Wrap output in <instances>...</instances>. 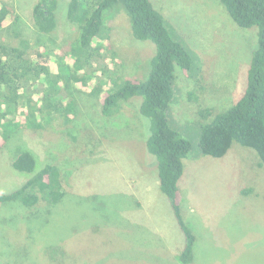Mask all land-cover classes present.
<instances>
[{
    "label": "rangeland",
    "instance_id": "1",
    "mask_svg": "<svg viewBox=\"0 0 264 264\" xmlns=\"http://www.w3.org/2000/svg\"><path fill=\"white\" fill-rule=\"evenodd\" d=\"M0 1L19 16L0 29L1 43L25 40L31 53L39 49L59 62L69 60L80 31L68 18L70 0H57L50 33L41 32L33 18L40 0ZM151 1L195 61L190 74L176 67L167 112L171 127L192 144L179 201L196 235L193 259H180L186 237L160 188L158 160L147 147L151 120L140 112L141 97L123 101L111 116L102 113L104 94L113 85L148 78L156 51L150 40L133 36L127 13L114 9L104 18L109 38L101 41L114 57L108 72L97 71L93 79L102 82L103 92L76 83L72 99L68 83L59 79L62 93L52 97H70L64 102L70 120L60 115L48 122L38 113L41 129H18L20 113L11 108L18 134L0 149V190L12 192L28 179L13 167L9 152L23 142L43 162L59 167L64 194L30 208L20 201L0 203V264H264V164L257 151L234 142L225 156L215 158L199 147L201 123L211 120L199 110L224 111L244 94L259 27H240L218 0ZM24 87L36 103L48 91L41 80ZM69 128L79 131L76 138L67 134Z\"/></svg>",
    "mask_w": 264,
    "mask_h": 264
},
{
    "label": "trees",
    "instance_id": "2",
    "mask_svg": "<svg viewBox=\"0 0 264 264\" xmlns=\"http://www.w3.org/2000/svg\"><path fill=\"white\" fill-rule=\"evenodd\" d=\"M218 1L240 27H259L258 48L251 59L244 94L224 111L217 112L212 108L199 110L203 119H211L201 123L200 152L221 158L228 153L234 142H238L256 150L261 159L260 164L263 165L264 0ZM56 8L57 0H40L35 5L33 18L41 32L50 33L54 30ZM114 9H123L129 17L133 36L138 40H150L155 44L156 51L151 59L148 78L141 81L126 80L117 89L113 85L104 94L102 113L111 116L119 111L123 101L141 97L140 112L151 120L147 147L158 160L160 188L169 198L185 234L186 243L180 259L188 263L194 257L196 235L186 224L182 214L179 183L185 172L184 159L190 156L192 144L171 127L167 112L174 98L176 67L190 74L195 71V61L192 53L179 39L178 32L169 25L162 9H157L151 0H70L68 18L78 23L80 31L76 41L78 43L66 55L69 56L68 61L60 59L59 62V57L54 58L39 49L31 53L25 40H20L17 45L0 42V149L7 147V141L10 139L11 142L17 136L20 126L43 128L44 122L42 118L39 119V114L48 122L60 115L68 120L71 110L64 102L70 97H52L60 89L62 93V87L58 89L59 79L68 83L65 89L69 92L67 96L70 95L72 99L71 91L75 89L76 83H81L88 91L91 88L93 93L103 92L102 82L94 83L93 79L96 78L97 71L108 72V63L114 57V53H110L101 42L109 38L110 28L105 24V15ZM18 19L15 10L0 1V29L10 26ZM40 80L46 83L48 91L43 94L42 102L36 103L34 95L25 93L24 84ZM12 107L20 113V116L17 113L21 124L17 126L18 129L13 127L16 121L12 118L15 112L11 111ZM22 112L25 114H21ZM66 132L73 138L79 133L74 128H69ZM9 152L13 167L26 173L28 179L12 192L0 190V203L20 201L30 208L41 199L54 203L64 194L61 172L56 164L43 162L23 142L10 147Z\"/></svg>",
    "mask_w": 264,
    "mask_h": 264
}]
</instances>
